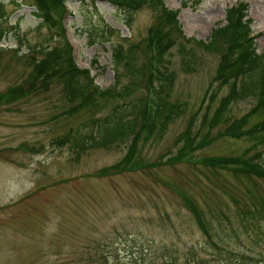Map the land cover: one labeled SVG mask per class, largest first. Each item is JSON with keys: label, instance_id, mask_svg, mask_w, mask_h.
<instances>
[{"label": "rangeland", "instance_id": "rangeland-1", "mask_svg": "<svg viewBox=\"0 0 264 264\" xmlns=\"http://www.w3.org/2000/svg\"><path fill=\"white\" fill-rule=\"evenodd\" d=\"M165 1L178 10L187 37L202 40L226 23L229 7L246 2L256 49L264 50V0ZM0 2L8 17L2 26L7 35L0 39V93L11 95L0 97V264H264V222L245 228L238 218L241 208L264 197V180H238L202 164L208 157L256 151L253 142L229 136L231 125L260 121L258 113L248 117L255 98L219 111L229 92L214 81L220 55L197 47L200 64L187 73L178 48L172 49L168 58L177 79L171 99L184 101L186 111L164 123L153 114L146 118L133 161L132 140L80 150L73 138L93 130V119L141 93L149 99L150 92L142 88L100 112L75 113L76 102L68 101L60 83L27 82L28 49L47 45L53 31L35 15V0ZM67 6L64 23L76 62L90 68L101 87L112 85L110 45L142 40L155 13L143 7L128 23L129 14L105 0H68ZM19 85L33 91L24 93V87L15 96L11 90ZM69 130L71 141H64ZM184 131H191L192 145L191 137H180ZM139 158L142 166H153H133ZM184 195L203 211L207 233Z\"/></svg>", "mask_w": 264, "mask_h": 264}, {"label": "trees", "instance_id": "trees-1", "mask_svg": "<svg viewBox=\"0 0 264 264\" xmlns=\"http://www.w3.org/2000/svg\"><path fill=\"white\" fill-rule=\"evenodd\" d=\"M67 1L35 0L37 5L35 15L41 17L53 31L47 45L38 46L37 50L28 49L32 71L29 75L30 80L27 82H35L38 86L51 85L52 82L60 83L68 101L76 102L75 113L86 108L100 112L110 102L114 104L118 100L124 101L134 97L142 88L150 92L149 99L147 94L141 93L129 103L114 104L103 118L93 119L96 122L93 130L74 136L72 144L76 148L80 150L107 148L132 140L128 159L132 158L133 161L135 152L138 150L137 141L146 133L145 124L149 120L146 118L153 114L154 121L161 118L164 123L174 121L186 111L187 104L184 101L175 100L174 102L171 99L177 73L170 67L171 60L168 58L170 52L177 47L183 71L191 73L196 71L200 64V56L196 48L201 47L207 52L220 55V64L214 81L228 86L229 92L221 97L219 111L223 114L234 102L255 98L257 105L248 113V117L257 113L261 116L260 121L253 126L246 128L238 126L235 129L231 125L229 130L230 137L253 142L256 151H248L243 155L232 157H208L202 160V164L211 170L228 171L238 180L257 178L264 180V50L258 52L256 49L253 21L248 18L245 11L248 3L243 2L229 7L226 23L215 27L209 40H202L187 37L178 11L170 8L165 0H105L117 9L127 12L130 18L128 23H131L135 14L143 7L152 9L155 15L148 34L142 40L128 44L120 41L110 45L114 82L103 88L96 83L90 69L82 68L76 62L74 48L67 37L64 25L67 11L69 12L66 10ZM81 1L95 3L97 0ZM6 17L5 5L0 2V39H3L8 32V29L2 27L4 19L8 18ZM111 30L112 28L107 31L111 32ZM89 35L90 41H94L96 36H93L91 32ZM148 52L150 59L144 60V54ZM96 63L95 60L93 66ZM24 87L27 91L24 93L33 91L27 86L19 85L15 86L11 93L19 97L21 95L18 89ZM7 92L0 93V97L8 96ZM190 133L191 131H184L180 137L185 140L189 136L187 139L190 141ZM70 135L69 130L64 141H71ZM192 143L191 137L190 145ZM193 147L190 146V150L194 149ZM172 158L173 156L169 158V162ZM141 163L142 159L139 158L133 166H142ZM163 163L161 161L159 164ZM143 164L153 166L145 162ZM185 196L183 199L187 200L186 205L188 203L189 210L202 230L207 233L208 227L203 211L190 200V197ZM238 218L245 228L249 223L257 226L264 222V197L252 205L246 204L244 208H241Z\"/></svg>", "mask_w": 264, "mask_h": 264}]
</instances>
